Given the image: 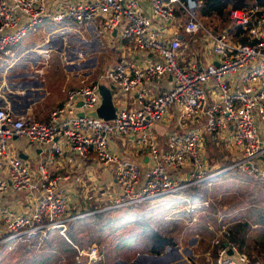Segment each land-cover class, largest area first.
<instances>
[{
	"label": "built area",
	"instance_id": "obj_1",
	"mask_svg": "<svg viewBox=\"0 0 264 264\" xmlns=\"http://www.w3.org/2000/svg\"><path fill=\"white\" fill-rule=\"evenodd\" d=\"M200 5V0H0V63L42 23H93L98 32L130 39L145 52L116 61L96 80L69 87L45 118L0 105V242L43 240L53 230L65 234L69 223L84 215L70 207L74 203L63 183L68 177L50 173L43 159L32 165L19 155L20 147L12 152L14 138L34 142L38 154L70 150L82 158L92 154L102 166L113 164L116 186L110 201L84 207L88 214L137 207L233 168L264 178V6L230 9L240 35L248 38L242 40L208 27ZM179 29L191 40H208V61L199 65L196 59H181L187 44ZM164 78H170L167 89L146 87ZM100 82L111 89L116 105L111 118L88 114L101 102ZM119 93H133V105L125 99L116 102ZM174 105L176 126L165 132V147L160 148L153 127L175 113L169 110ZM116 136H131L141 153L147 151L148 162L120 155L111 146ZM217 138L226 139L234 155L230 165L215 169L203 147ZM111 187L110 181L106 194ZM20 194L25 198L21 208L6 204ZM85 247L80 256L102 258L96 243ZM216 259L219 264H264L233 240L217 248Z\"/></svg>",
	"mask_w": 264,
	"mask_h": 264
},
{
	"label": "rangeland",
	"instance_id": "obj_2",
	"mask_svg": "<svg viewBox=\"0 0 264 264\" xmlns=\"http://www.w3.org/2000/svg\"><path fill=\"white\" fill-rule=\"evenodd\" d=\"M203 21L218 32L226 30L228 35L238 34L239 39L246 35H240L241 30L237 32L224 28L226 25L236 26L230 11L223 16L203 18ZM28 33L14 45L9 59H30L34 64L16 66L15 62L10 61L8 80L14 83L10 85L18 86L15 82L21 76L16 72L28 69L30 74L24 78L44 80L47 87L58 89L59 94L71 86L98 79L108 66L129 58L127 47L135 44L130 39L119 41L114 37V40L109 34L98 32L93 23H48L40 27L37 33ZM185 42L187 44V40ZM207 42L201 36L197 41H190V46L206 48ZM118 45L123 49L117 50ZM149 87L152 88L151 85ZM20 92L13 87L7 91L10 97H17L14 100L16 104H22L20 97L27 94L33 95V101L42 102V98H35L43 96L42 90L34 89L33 93L32 89H28L23 95ZM123 99L129 103L133 101L132 97H126L123 93L115 95L116 102ZM33 115L36 118L46 116L45 113ZM155 135L159 147H165V133ZM219 140H206L203 147L209 164L215 169L228 165L234 155ZM25 141L21 137L14 138L15 144L10 145L9 149L17 151V148L24 147ZM35 148V143L31 142L27 160L30 163L33 160V165L39 161L34 160ZM223 151L227 155L221 156ZM44 162L48 163L46 160ZM230 170L208 181L196 183L191 187L193 189H182L153 198L134 208L119 207L90 214L81 208L78 212L84 215L71 221L65 234L53 230L43 240L11 239L0 242V264H219L217 248L225 241L232 240L225 230L237 222L243 223V226L248 223L240 232L246 237L241 249L252 257L264 259V179L255 175L238 176ZM109 179L102 175L99 179L101 187L95 188V195L87 196L83 204L100 207L109 203L114 190L110 188V194H106ZM20 196L23 197L22 194ZM76 204L82 205L80 197ZM258 209L263 217L259 216ZM153 232L163 234L154 240L157 249L163 244L161 242L169 241L158 252L150 251L154 238L149 233ZM220 239L224 240L222 244ZM93 243L100 247L102 258L94 261L87 255H79L81 247L87 246L86 249Z\"/></svg>",
	"mask_w": 264,
	"mask_h": 264
},
{
	"label": "crops",
	"instance_id": "obj_3",
	"mask_svg": "<svg viewBox=\"0 0 264 264\" xmlns=\"http://www.w3.org/2000/svg\"><path fill=\"white\" fill-rule=\"evenodd\" d=\"M45 24L46 23L39 24L36 27V29L35 28L31 29L30 32L33 31L32 33H37L40 30V27H42ZM179 32H182V33H180L182 35V37L185 38V40H187L189 42V45L187 43V47L183 48V51L181 54V59L183 61L190 63V61L196 59V60H198L199 65H202L203 63H205L206 61L209 60V53L207 52V48L199 47L198 45H197V47L190 46V41H197V40H195V39L191 40L190 37L186 33L183 32V29H179ZM16 47H15V50L17 49ZM127 48L129 49V54L130 55L134 54L136 57L141 56L145 53L143 50L141 51V50L135 49L130 44L128 45ZM120 49L122 50L123 46L118 45L117 50H120ZM202 52L205 53L204 57L202 59H198L197 56L201 55ZM146 54H149L150 57H153V54H151L150 52L146 53ZM2 61L3 62L0 63V105H4L7 107L11 106L15 113H24V112H29L32 114H35V113L36 114H41V113L44 114L45 113L46 114L45 117H47L50 110L52 108H54L57 104H59L65 98V95L67 92L66 89L62 94H59L58 89L47 87L44 80H40V79L39 80H37V79L29 80L28 78H24L30 74V70H28V69H25L21 72H18V71L16 72V74L21 76V79L15 82V83L19 84L18 86L10 85V83L11 84H14V83L9 82V80H8V76L11 74V72H8V71H11V69L9 68L10 67L9 62L10 61L15 62L16 66H22L23 65L25 67H28V66L33 65L34 61H32L30 59L10 60L9 58L2 60ZM13 62H12V64H13ZM7 73H10V74H7ZM12 75H15V74H12ZM15 76H17V75H15ZM169 79L164 78V79H161L158 81L147 82L146 87L151 91L165 90L168 88L167 86L170 82ZM33 82H34V84H33ZM5 84H8L7 87H5ZM37 84H39V85H37ZM36 85H37V87H32V86H36ZM149 85H151L152 88H150ZM11 87L19 90V92L21 91L20 93L22 95L28 89H32L33 93H34V89L42 90V92H44L43 96L42 97L41 96L35 97V98H42V100H41L42 102H40L38 100L36 102L33 101V98H34L33 95L27 94V96L24 95V96L20 97L22 104H16L14 100L17 99V97H10L7 93V91ZM16 87H18V88H16ZM66 87H67V85H66ZM126 97H132L134 100V94L133 93H127ZM133 102L134 101H132V103H129V101H128L127 105L129 103V106H131V105H133ZM169 110H171V112L174 111L175 113H173L170 116V118L167 115L162 121H159L158 123H156L155 126L153 127L154 133L163 134L168 129H171L170 127L176 126L177 117H178L177 116L178 110L175 107V105L172 106ZM45 117H43V118H45ZM219 141L223 142L224 145L227 146V140L226 139L224 141L222 139H220ZM30 143L31 142L25 141L24 147H20L22 149V151H24L23 153H26V155H27L25 158H28L30 155V152H29ZM49 146L50 145H48V147ZM111 146L113 147V149L118 151L120 155H125V156H129L131 158L138 159L143 164H146L148 162L149 157H148L147 151L144 150L141 153L137 147V144L132 141L131 136L113 137L112 142H111ZM38 148H39V146H36V148H35L36 153H34L35 154L34 160L37 161V159H39V158L46 160V161H48V163L46 165H47L48 171L50 173H52V174L62 173L66 177H68L66 180H63V183H64L65 187H67V189H68V195H69L71 201L74 203V205H70L71 209L79 210V209L84 208V207L87 209L93 208V207H90L89 205H84L83 202L85 201L87 196L91 197V196L95 195V191H93L95 188L98 189L101 187V185L99 183V181H100L99 179L101 178L102 175L110 178L109 181L112 182L111 188H113L115 190L116 183H115L114 173H113V164L110 163L108 165L102 166L99 162L95 161V158L92 154L88 158H82L77 152L70 151V150L63 152L62 154H58V153H53L51 151H47L46 149H44L42 151V153L38 154L37 153L39 150ZM220 155L225 156V155H227V152L225 153V151H223L220 153ZM32 162H33V160L31 161V163ZM20 195H18V199L9 200L6 202V204L12 205L16 208H21L25 204V200H24L25 198L21 197ZM79 197H80V201H81L82 205L76 204V200H78ZM1 228H2V222L0 220V229ZM133 240H136V239H133ZM103 256H104V253H103Z\"/></svg>",
	"mask_w": 264,
	"mask_h": 264
},
{
	"label": "trees",
	"instance_id": "obj_4",
	"mask_svg": "<svg viewBox=\"0 0 264 264\" xmlns=\"http://www.w3.org/2000/svg\"><path fill=\"white\" fill-rule=\"evenodd\" d=\"M200 1H201V5L199 6V15L202 17V19L203 18L207 19V18H209V17H211L213 15L223 16L226 13H229L231 8L250 7V6H252V5L256 4V3L259 4V5L264 6V0H200ZM38 25L39 24H36L32 29H34V28L36 29V27ZM226 26L227 27H224V28L228 29L229 31H236L237 30V32H238V30L241 29V27L239 25L235 26V28L232 27L231 25H226ZM241 39L242 40H247L248 38H247L246 35L245 36L243 35L241 37ZM19 42L20 41H18L15 45H17ZM230 171L234 172V174L238 175V176L239 175H251V174H247V173H245L243 171H240L237 168H233ZM261 179H264V178H261ZM192 186L188 187L187 189H190ZM191 189H193V188H191ZM124 208H130V207H124ZM258 210H259V214H260L259 216L263 217L262 211L260 209H258ZM247 224L248 223H245L244 226H243V223L237 222L233 227H230L227 230H225V234L229 235L232 240L237 241L239 243L240 248L246 242V237H245L244 233L242 232L240 234V232H241V229L243 227L247 226ZM150 235H153L152 239L154 238L153 241L151 242V245H150L151 246L150 251H152V252L160 251L162 246L165 243L169 242V241L161 242V244L162 243L163 244L160 245V248H159L160 250H159V249L156 248V244L154 243V240H157L160 237V235H163V234L158 235L157 233L153 232V233H149V236ZM150 239H151V237H150ZM223 242H224V240L220 239V243L222 244Z\"/></svg>",
	"mask_w": 264,
	"mask_h": 264
},
{
	"label": "water",
	"instance_id": "obj_5",
	"mask_svg": "<svg viewBox=\"0 0 264 264\" xmlns=\"http://www.w3.org/2000/svg\"><path fill=\"white\" fill-rule=\"evenodd\" d=\"M116 31H113V34H115ZM182 36V35H181ZM99 91L101 94V102L98 105L96 109L88 111V114L90 115H99L104 118H111L115 114L116 105L113 103L112 100V93L111 89L103 82L99 83ZM81 102H78L80 104ZM78 114H83V111H79ZM27 145V144H26ZM24 151H20L19 155L25 158L27 155L26 153H23ZM227 241L224 242L226 244ZM231 252V249H229Z\"/></svg>",
	"mask_w": 264,
	"mask_h": 264
}]
</instances>
